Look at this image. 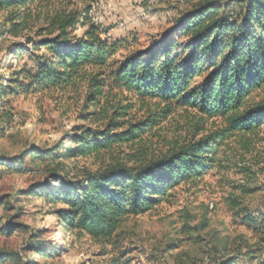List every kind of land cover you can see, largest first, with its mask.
<instances>
[{
    "label": "trees",
    "instance_id": "16d2710c",
    "mask_svg": "<svg viewBox=\"0 0 264 264\" xmlns=\"http://www.w3.org/2000/svg\"><path fill=\"white\" fill-rule=\"evenodd\" d=\"M91 6L77 0H0L14 36L28 27L32 7L46 9L43 25L26 39L34 69L21 67L3 77V106L19 93L48 94L73 123L55 145L31 146L17 158H1L0 165L25 171L27 156L34 162L97 158V169L75 178L51 170L27 195L53 207L67 244L88 236L103 255L109 248L119 251L108 264H123L129 218L154 211L176 188L197 185L212 170L239 167L232 160L236 149L253 150L264 127V0H199L145 47L136 36H108L110 29L92 22ZM177 114L182 121L166 132ZM238 171L251 172L246 166ZM242 192L252 191L243 186ZM5 207L10 201L0 197V211ZM231 207L252 235L213 248L202 264H264V210H250L237 196ZM3 221L0 235L18 231L14 218L2 215ZM196 231L184 225L187 241L202 240ZM44 242L41 233L32 234L25 250L49 258L65 249ZM182 242L173 241L165 251L172 253ZM34 263L18 252L0 251V264Z\"/></svg>",
    "mask_w": 264,
    "mask_h": 264
},
{
    "label": "rangeland",
    "instance_id": "374dc122",
    "mask_svg": "<svg viewBox=\"0 0 264 264\" xmlns=\"http://www.w3.org/2000/svg\"><path fill=\"white\" fill-rule=\"evenodd\" d=\"M92 4L101 17L103 26L110 29L111 38L137 37L142 46H149L173 26L180 13L199 0H77ZM90 10V11H91ZM28 27L18 36L8 32L7 13L0 10V81L10 77L21 67L34 69L27 36L34 37L37 27L43 25L46 9L32 7ZM77 33H81L78 31ZM28 48L27 51H21ZM264 96L263 93H260ZM55 99L48 94L19 93L9 96L0 106V159L17 158L31 146L47 148L55 145L70 131L72 122L59 110ZM177 114L167 125L166 132H172ZM170 136V135H169ZM236 149L232 160L239 167H226L210 171L197 185H183L173 191L170 201L163 202L154 211L131 217L124 224L125 240L123 264H177L178 258L202 264L203 258L213 254V248L225 242L232 244L240 236H251L252 229L241 221L231 207V197L241 198L242 204L250 210H264V127L255 138L253 150L248 153ZM59 162V163H58ZM100 161L95 158L63 159L55 161L25 159V171L7 169L0 165V197L9 199L10 208L0 211V216L14 218L18 231L11 235H0V251L18 252L23 260L33 258L34 264H108L115 249L103 255L100 244L82 237L74 245L67 244L63 232L57 226L53 207L27 192L46 179L51 170L57 169L75 178L84 170H95ZM246 166L251 172H239ZM245 186L252 192L244 194ZM18 208H21L18 210ZM18 211L22 213L18 215ZM207 221L204 228L202 224ZM186 223L199 228L194 234L201 236L200 242L187 241L183 228ZM5 224V221L0 223ZM41 233L45 247L56 242L65 249L55 257L44 258L27 252L26 245L32 234ZM182 240L181 246L166 252L173 241ZM192 258V259H191ZM264 259V256H262ZM126 261V262H125ZM258 261V260H257ZM255 263H258V262ZM240 264H250L241 261Z\"/></svg>",
    "mask_w": 264,
    "mask_h": 264
},
{
    "label": "bare ground",
    "instance_id": "6f19581e",
    "mask_svg": "<svg viewBox=\"0 0 264 264\" xmlns=\"http://www.w3.org/2000/svg\"><path fill=\"white\" fill-rule=\"evenodd\" d=\"M90 16H91V19H92V16H93L94 23L100 25V23H101V17L99 16V13H96L95 12V9H93V10L90 11Z\"/></svg>",
    "mask_w": 264,
    "mask_h": 264
},
{
    "label": "built area",
    "instance_id": "2783aa9c",
    "mask_svg": "<svg viewBox=\"0 0 264 264\" xmlns=\"http://www.w3.org/2000/svg\"><path fill=\"white\" fill-rule=\"evenodd\" d=\"M111 1V0H110ZM92 22L94 23V21H93V16H92ZM96 24V23H95ZM3 105V103H2V100L0 99V106H2Z\"/></svg>",
    "mask_w": 264,
    "mask_h": 264
}]
</instances>
